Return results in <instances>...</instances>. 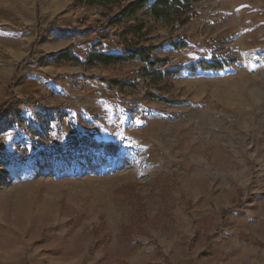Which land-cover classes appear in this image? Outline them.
<instances>
[{
  "label": "rangeland",
  "instance_id": "1",
  "mask_svg": "<svg viewBox=\"0 0 264 264\" xmlns=\"http://www.w3.org/2000/svg\"><path fill=\"white\" fill-rule=\"evenodd\" d=\"M76 1L0 0L7 263L264 264V0H200L185 27L157 24L155 44L188 43L156 52L170 66L238 61L176 79L178 104L150 108L144 94L118 97L92 78L130 76L135 63L114 71L48 59L73 50L85 60L96 41L56 36L82 28ZM102 13L89 9L90 20ZM116 45L105 43L107 51ZM70 137L120 151L78 152Z\"/></svg>",
  "mask_w": 264,
  "mask_h": 264
},
{
  "label": "trees",
  "instance_id": "2",
  "mask_svg": "<svg viewBox=\"0 0 264 264\" xmlns=\"http://www.w3.org/2000/svg\"><path fill=\"white\" fill-rule=\"evenodd\" d=\"M199 2L200 0H77L76 6L83 12L80 21L82 28L78 31L58 30L56 36L65 39L96 37V41L85 60H81L73 50L51 55L48 59L57 67L78 65L86 69L104 68L114 71L135 63L140 68L130 76L114 74L108 78H92L118 97L125 96L128 91L144 94L142 102L147 108L153 103L167 106L178 104L179 101L170 97L176 79L208 72L222 73L238 61L236 57H229L228 60L214 57L189 65L170 66V59L157 56L156 52L167 46L173 51H181L188 47V43L172 37L155 44L153 34L156 25L162 24L174 31L185 27L196 17L195 6ZM95 7L103 9L102 20H90L89 9ZM113 40H117L115 49L107 51L105 43ZM136 114L138 110L131 117ZM70 140L69 147L78 152L90 149L116 156L120 151V145L111 142L77 137H70Z\"/></svg>",
  "mask_w": 264,
  "mask_h": 264
},
{
  "label": "crops",
  "instance_id": "3",
  "mask_svg": "<svg viewBox=\"0 0 264 264\" xmlns=\"http://www.w3.org/2000/svg\"><path fill=\"white\" fill-rule=\"evenodd\" d=\"M111 51V50H110ZM113 51V50H112ZM2 248H1V246H0V264H6L7 262H9V258H10V256H9V254H7L6 255V257L4 258V252L1 250ZM4 261L6 262V263H4ZM7 264H9V263H7Z\"/></svg>",
  "mask_w": 264,
  "mask_h": 264
}]
</instances>
